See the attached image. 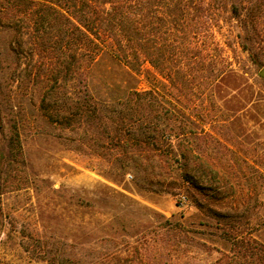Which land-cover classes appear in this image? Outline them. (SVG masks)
Wrapping results in <instances>:
<instances>
[{"label": "rangeland", "instance_id": "obj_1", "mask_svg": "<svg viewBox=\"0 0 264 264\" xmlns=\"http://www.w3.org/2000/svg\"><path fill=\"white\" fill-rule=\"evenodd\" d=\"M20 4H0V264H253L264 250V0H213L216 64L228 71L159 92L158 128L190 100L186 168L169 130L146 142L140 125L113 139L87 125L77 78L52 70ZM128 107L109 103L106 123Z\"/></svg>", "mask_w": 264, "mask_h": 264}, {"label": "trees", "instance_id": "obj_2", "mask_svg": "<svg viewBox=\"0 0 264 264\" xmlns=\"http://www.w3.org/2000/svg\"><path fill=\"white\" fill-rule=\"evenodd\" d=\"M17 1L19 12L31 15L34 39L54 60L52 70L77 78L81 98L75 103L87 125L107 129L108 136L123 123L128 129L140 125L146 142L173 132L186 168L190 144L198 136L189 125L194 118L190 100L177 97L181 107L172 108L170 122L158 128L155 119L165 102L158 95L166 90L172 96L187 81L212 84L228 71L229 62L216 64L211 29L221 11L213 0H0V4L8 7ZM141 76L147 89L137 88ZM94 79L101 81L109 94L106 98H100ZM121 98L131 111L114 113L115 122L108 125L103 109ZM70 116L63 117L66 124ZM194 116L202 120L207 114ZM151 124L153 132L145 131ZM201 132L203 137L211 134ZM256 252L253 264H264V250Z\"/></svg>", "mask_w": 264, "mask_h": 264}, {"label": "built area", "instance_id": "obj_3", "mask_svg": "<svg viewBox=\"0 0 264 264\" xmlns=\"http://www.w3.org/2000/svg\"><path fill=\"white\" fill-rule=\"evenodd\" d=\"M129 177H130V175H129ZM178 199H179L180 204H183L187 201V198L184 194H179Z\"/></svg>", "mask_w": 264, "mask_h": 264}, {"label": "water", "instance_id": "obj_4", "mask_svg": "<svg viewBox=\"0 0 264 264\" xmlns=\"http://www.w3.org/2000/svg\"><path fill=\"white\" fill-rule=\"evenodd\" d=\"M258 74L264 78V66L261 67V69L259 70Z\"/></svg>", "mask_w": 264, "mask_h": 264}]
</instances>
